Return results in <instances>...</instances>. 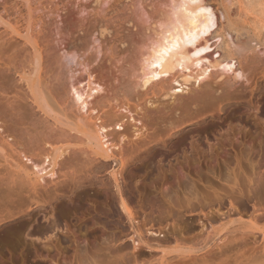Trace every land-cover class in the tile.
Wrapping results in <instances>:
<instances>
[{
    "label": "rangeland",
    "instance_id": "rangeland-1",
    "mask_svg": "<svg viewBox=\"0 0 264 264\" xmlns=\"http://www.w3.org/2000/svg\"><path fill=\"white\" fill-rule=\"evenodd\" d=\"M238 1L203 0L219 10L213 35L222 34L225 9L252 36L238 77L235 67L203 61L176 65L143 89L136 55L160 34L155 20L171 0H0V264H183L176 249L200 248L229 221L210 252L239 239L241 223L264 227L263 0ZM218 45L224 37L209 41L214 59L226 57ZM32 85L57 118H77L88 131L89 117L96 125L107 113L120 117L109 132L123 167L89 155L83 135L44 115ZM58 146L54 177L37 182L15 168L12 149L39 161ZM236 243L232 258L259 252L261 236Z\"/></svg>",
    "mask_w": 264,
    "mask_h": 264
},
{
    "label": "bare ground",
    "instance_id": "bare-ground-1",
    "mask_svg": "<svg viewBox=\"0 0 264 264\" xmlns=\"http://www.w3.org/2000/svg\"><path fill=\"white\" fill-rule=\"evenodd\" d=\"M242 1H246L251 5L257 0H241V2ZM237 2L239 1L237 0ZM170 4L171 12H167V14H162L156 17L155 22L158 24L157 28L159 29L160 34L154 32V36L156 34L155 40L153 37L152 39L150 38L151 40L149 39L145 43L143 42V44L146 45H143L144 49H141L139 53L136 51L138 53L136 56H138L139 59L137 63L134 62L136 65L133 63L135 65L133 71L137 72L139 76L137 84H139L143 89L146 88L152 81L158 79L159 76L165 75L176 65L187 66L189 63L191 65H198L199 63L205 61L213 67L220 66L221 69L224 68L232 70V68L238 64V57L242 53H246L248 50L255 48L250 45L253 41L252 36L247 34L246 30H242V27L241 29L234 23L235 19L233 20L234 17L232 16H234L235 12L237 11L234 10L229 13V11L225 12V9L222 10L220 17L226 20L225 27L222 26L224 24L220 23V30L222 29V34L213 35L211 31L217 25L219 20V16L217 15L219 13L218 9L213 8L207 2H203V0H171ZM262 6L263 8H261V13L264 15V0L262 1ZM232 22L237 27L234 26ZM260 30L261 34H263L262 39L264 42V24H261ZM14 34L21 36V33L17 30H14ZM209 34L210 37H208ZM218 37L225 38L227 45H218V47H221L225 50L226 57L214 59L212 57L213 53L209 52V41L211 39L218 40ZM37 57L38 55L35 50V67H37L36 64H38ZM207 71L208 68L201 69L200 72H197L198 74H196V79H204L206 76H208L207 74L209 72ZM233 73H235V77L239 76V72L237 71L236 67L235 72ZM35 82L37 83V81ZM36 86H30L31 92L34 96L37 107L44 115L54 120V122H56L58 125L68 128L69 131H75L76 133L83 135L86 138V142L82 143L89 146V155H95V157L99 156L103 160L111 159L112 161H116L118 163L119 168L123 167L122 159H117L111 150L112 147H115L117 142H114V134L109 132L112 125L120 127L118 123L120 117H117L111 113H107L104 115L103 120L99 121L101 124L98 125H96V121H98L97 117H89V119L93 122L89 124L88 131L85 125L80 127L77 124V118L71 119V117L69 118L63 113V116H65V122L62 119L57 118L55 106L53 103H51L49 98L42 96L41 89H39L41 93H36L38 89L37 88L36 91L34 90ZM94 87L95 90L98 89L97 84ZM162 89L163 87H161V90ZM90 90H93V88L91 87ZM167 91H171V88H168ZM74 95L76 96L75 93ZM156 95L157 94H154L152 96ZM76 98L80 99L78 95ZM86 98L89 99V94ZM88 105L89 103L87 100L82 101L81 109L84 110ZM96 107H99V104H96ZM92 112H94L93 108L90 109V113ZM53 114L56 115V117H54ZM9 146L11 147L12 145L9 144ZM61 149L62 147L60 146L53 148L51 153L45 154V156L39 161L31 157V155L26 156L25 154L12 149L14 152V157H12V160L15 162L16 169L22 173H25L26 175L30 174L34 177L35 181L40 182L44 181L45 177L55 176L54 170L56 167V162L58 158L62 156ZM21 161H24V163L21 164ZM260 213L261 214L259 216H264L263 211ZM240 220L241 219L235 222H240ZM232 223L234 224L233 221H231V225ZM228 224H230V221ZM224 225L220 227L221 232L223 228L225 229ZM227 225H225L226 228H228ZM217 231L215 232L214 230L215 234L208 233L209 235L203 239L200 248H191L183 251L182 249H176V251H179L182 261L184 262L185 260V263L183 264H264L263 226H257L253 220H250L246 223H241L235 230L241 236L239 239L232 238L230 240H223L220 244L216 245L215 252H210V249L213 247L212 242L214 241V237L218 235L216 234ZM220 231L218 233H221ZM256 233L261 236V247L259 252H257L254 248H250L247 250L238 249V252L235 253L236 255L233 258L227 254V252H230L234 247L238 248V244L236 242L245 243L249 237H253V235ZM150 235H153L154 237H162L160 234L153 232H151ZM139 242L151 251H155L159 248L158 242H155L156 246H153L154 241L151 242L143 240L141 236L138 240V243ZM200 252H207V257L202 255L200 258L201 261L198 263L196 257ZM165 262L166 261L164 257H161L158 261V264H165Z\"/></svg>",
    "mask_w": 264,
    "mask_h": 264
}]
</instances>
